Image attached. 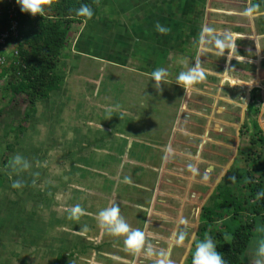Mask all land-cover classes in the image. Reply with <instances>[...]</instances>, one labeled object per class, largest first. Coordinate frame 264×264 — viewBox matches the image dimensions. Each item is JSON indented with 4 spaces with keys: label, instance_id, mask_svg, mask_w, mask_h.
Wrapping results in <instances>:
<instances>
[{
    "label": "rangeland",
    "instance_id": "rangeland-1",
    "mask_svg": "<svg viewBox=\"0 0 264 264\" xmlns=\"http://www.w3.org/2000/svg\"><path fill=\"white\" fill-rule=\"evenodd\" d=\"M104 1L102 0V3ZM121 1L125 3L126 0ZM106 2L119 3L118 0H106ZM101 14L97 22L98 47L108 52L106 41L111 42L112 49L119 52L114 53L118 56L117 58H120L122 64L111 68L112 73L107 68L97 67V62L84 59L87 53L80 45L77 46L78 42L75 39L85 40V36L89 33L93 34L92 27L74 25L70 30L72 47L73 50L76 49L82 53H79L80 56L72 52L62 55L59 71L64 74V79L59 91L51 93L46 100H40L35 106L33 115L31 114L32 117L26 122H23L22 115V111L27 110L25 101L22 103L20 99L18 102L15 100L9 102L10 94L5 90L4 85L0 84V111H4L0 115V264H53L61 248L63 249L59 258L65 257L64 246H68V242L74 239L73 234L71 235L67 225H63L64 228L56 222L66 212L65 209L78 204L76 202L78 198L87 200L83 207L86 208L87 215H92L95 219L92 224L85 226L88 228L85 237L95 242L97 240L102 245V251L97 258H94L95 260L93 259L95 264H156L157 254L161 250H168L167 247L161 249L159 244L161 238L157 230L151 231L145 238V248L151 245L153 249L151 257L143 250L132 254L131 251L125 250L124 237L112 236L99 226L95 218L97 214L113 203L118 204L120 215L130 228L144 231L147 213L143 208L146 207V203H143L140 197L149 196L150 193L145 192L146 189L151 192L153 183L160 184L159 181L166 184L163 185L165 188L159 189L160 185L156 186L154 192L161 196L163 191H167L170 187L169 180L172 183H180L178 178H181L191 182L192 192L184 193L183 196L185 200H191L189 204L198 218L203 207L213 204L214 200L211 197L222 175L221 169L218 168H222L225 162L227 165L230 162L232 171L236 169L237 172V170L246 171L249 165L246 162L247 159L244 160V155L247 157L250 151L247 148H249L251 137L238 134L236 141L225 143L219 138V134L215 133L207 139H201L203 129L199 127L197 119L192 123L193 129H186V138L180 139V142L170 140L166 147L161 144L162 147L157 150H154L152 138L143 142L146 140V132L140 129L143 122L138 111L131 112L134 104L130 100L135 103L136 97L141 100L149 99L155 94L154 92L157 97L160 94L157 93L158 88L156 87L155 90L146 79L148 74L145 67L139 72L136 70L138 64L133 63V60L137 51L122 42L124 34L120 32L122 25L119 24L120 21H124L127 27L133 26L137 19H141L142 13L131 9L115 14L110 11L101 12ZM111 14L115 16L112 17ZM108 16H111V25L108 24L111 30L107 31L118 36L121 42L114 40L112 35L107 36L108 33L106 36L101 33L102 26L106 27L105 21ZM186 16L189 18H184L185 21L192 19L193 13ZM213 18L211 16L210 20ZM137 22L140 24V21ZM202 26V21H198L196 27L198 32H194L202 31L204 28ZM210 26L215 27L216 23ZM140 32L141 35L147 34L142 27ZM151 46L152 50L154 45ZM207 47L211 48V45ZM140 54L142 57L149 56L141 51ZM125 56L127 60L134 58L132 64L121 59ZM119 60L116 59L115 62L119 63ZM176 65L175 60L171 61V66ZM96 70L97 74H94ZM129 70L137 72L140 80L130 76ZM122 83L126 84L123 88ZM141 85H144V88L148 87L150 94L146 93L144 88H140ZM108 86H115L112 99L105 96L109 94L104 92ZM123 93L130 95L125 102L121 101ZM256 93H253L249 104L251 101L254 104L259 102ZM229 99L227 102L232 100V95ZM111 100L117 103L114 106L119 105L123 110L130 108V113L126 111L129 115L122 119L117 112L112 113L111 118L117 119L118 131H114L115 135L112 137L110 134L105 138L106 146L103 149L108 151L114 149L111 153L105 154L102 148L97 150V134L101 136L97 129L103 131L105 125L112 120L108 119L110 117L105 111L106 107L112 106L108 103ZM254 107L252 106L251 109L253 110ZM252 119L254 117L252 118L251 115L246 116L245 128L250 124L253 125L254 121L250 122ZM119 121L121 124L118 123ZM161 122L166 127L165 120ZM18 127H21V134L16 133ZM261 129L264 130V127ZM163 132L165 133L163 130L156 136L160 137L159 135ZM229 144L233 149L230 154V150L227 149ZM17 154L30 162L31 167L28 170L17 171L7 167L8 161ZM232 157H235L233 161ZM243 160L246 163H243ZM190 166L196 169L195 173L190 170ZM83 168L86 170L80 171ZM144 174L147 176L143 177ZM125 177L130 178L131 183H124ZM16 179L23 181V187L20 189L11 187ZM27 206L29 209L23 214L22 207L25 209ZM31 207L41 225L36 224L34 230L28 233L17 232L21 225L24 229L27 223V226L32 225L28 220ZM149 208L152 209V206ZM224 213L228 214L227 209ZM40 216L42 221L39 219ZM18 221L21 224L18 225ZM45 224L46 227H43ZM37 228L39 230L36 232ZM255 241H251L250 248L244 255L246 264H254ZM110 245L112 247H107ZM177 249L179 251L181 248ZM171 252L176 253L175 249ZM77 258L78 256L75 257V255L72 258H65L62 264L69 262L80 264ZM171 263L175 264L176 261L172 260ZM182 263L183 261H178V264Z\"/></svg>",
    "mask_w": 264,
    "mask_h": 264
},
{
    "label": "clouds",
    "instance_id": "clouds-1",
    "mask_svg": "<svg viewBox=\"0 0 264 264\" xmlns=\"http://www.w3.org/2000/svg\"><path fill=\"white\" fill-rule=\"evenodd\" d=\"M251 1L255 3L250 4L248 7H246L244 11L240 13L241 15L246 17L251 16L256 13L259 7L264 9V0ZM50 2L51 0H17V4L19 5L21 12L27 13L31 16H43L45 12V7L49 5ZM193 7L195 9L197 8V6ZM185 10L186 9L182 10L181 13L183 19L182 21H184V18H186V15H188ZM74 12L77 17H85L91 19L93 16L92 9L84 3H82L79 8L74 9ZM195 17H197L196 19H198V21L201 20L202 23L205 20V13L201 7L194 14V18ZM222 20L227 23V20ZM222 20L221 22H223ZM180 23L181 21H179L175 32L173 28H165L164 26L157 23L156 30L160 33L155 35L156 39H154L155 36H152L150 34H146L145 36L143 35L142 37H137V35H133V41L138 40L141 43L138 47H135V51L138 50L137 54L140 53L139 50H141V53L149 54V56L147 57H142L144 59L142 62H138L136 59H134L135 57L128 60L126 56L121 57V59L129 61L131 62V64L132 60L134 59L133 63L138 64V66L142 67V69L144 68V66L147 67L145 69L148 74V77H146V79L148 80L149 84L153 85L155 90L156 87L159 86L162 87L163 90H168V92L166 90V92L162 94L163 96L159 95L157 97L156 92H154L155 94L151 95L149 99L138 100L136 97L135 103L130 100V102L134 104L131 108V112L138 111L139 115L141 116V122H143L142 127L140 128L144 132H146V140H143V142L147 141L149 138H152V142L154 141V150H157L159 147H162L161 144H163V147H166L169 144L170 140L177 142L180 139H185L186 129H193L194 126L192 125V123L196 120L187 118L189 115L197 113L199 117L211 115L214 116L215 119H222V121L217 124V126H211L215 119H209L207 122L204 119H197L199 121V127L203 129L201 139H207L210 135L217 133L220 136L219 138L221 140H224L225 143H227L228 141H236L238 134H240L242 136L251 137L250 144L248 146L249 148H247L250 149L248 155L251 153L252 150H255V152L261 151L258 149V147H260V144H257V146H253L252 141H257V138L264 139V130H262L259 126V119H256L258 113L261 112L260 107H262V105L264 104L263 101L256 102V105L252 101L249 104L248 101L246 103V110L248 108L249 110H247V113L243 114L244 117L242 119H236V117H231V112L226 111L229 105H224L227 101L226 98L228 90L233 91L231 83L223 84L219 82L221 76L222 78L226 76L229 79L233 80L234 86L235 78L234 76L230 75V72L232 71V68L237 66V63H239L238 61H240V58H243L244 56H247L249 54L239 48L240 45H243L244 42L248 39L243 37L244 34L242 32H237L239 30L237 26L238 23L234 19H232V21L230 22L231 24L227 23L228 25H225L223 27V31L218 30L219 22H215V27L210 26V24L204 25V28L202 26L203 29L199 33H196L198 32L196 28H192L190 29L194 33V38L192 39L189 36L190 32L187 28H182V33L179 34ZM82 25L86 26L87 28L92 27L88 23L81 24L78 26ZM2 28L4 27L1 26L0 30ZM105 28L106 27L102 26L103 31H106L107 28ZM233 29L235 30L231 31ZM166 32L172 33L169 35V38L176 37L175 46H173L172 43H168V41L166 43L167 46H163L161 43L158 42V39H161L162 35ZM68 37L69 40L66 47L62 50V55L66 54L67 52H72L74 55L80 56L79 53H82L81 51L78 50V52L76 51V49L73 50V40L70 39V33ZM84 38L86 40L87 36H85ZM97 39L99 41V38ZM75 40L76 42H78L77 46L80 45L79 41L81 44L84 41L82 39H80L79 41H77V39ZM22 41L23 40L21 38V33L19 31L17 40H8L6 41L4 47L0 48V59H3V62H0V84H3L5 90L10 94L8 99L9 102L11 100H15V102H18L20 101V99L22 100V103L23 101H25L27 110H23L22 115L23 122H26V120L32 117L34 113V110L33 112H31L28 109L29 104L27 96L24 94L12 95L8 89L10 82H12L13 86H16L18 84L17 81L13 82L12 74H10L9 71L12 66L20 65L18 47L19 44L22 43ZM151 45H154V48L152 50ZM207 45H211V48H208ZM241 48L243 49L242 46ZM87 50L84 51L87 53L86 56H84V59H90L94 62H97V67H99L100 69L107 68L109 72L112 73L111 68L119 67L120 65H122L120 63L121 60H119L120 58H117V55H114V53L110 55L106 54V52L103 49H100L98 45L97 49L95 48L91 50L89 49L88 51ZM164 56L166 57L164 58ZM116 59L119 60V63H117L118 61L115 62ZM173 60H175V63L177 64L176 66H171V61ZM214 60L219 62H216ZM122 62L125 61L122 60ZM170 66L171 69L169 68ZM96 72L97 70L94 71V74H97ZM119 72L120 71H118V73ZM132 72H134V70H129L128 74L131 76ZM61 75L62 77H64L63 73H61ZM207 78L215 79L214 84L198 88V84H200ZM122 81H124V79ZM147 89L148 87L144 88L146 93H149V89ZM104 92L109 93L108 95H105L106 98L109 97V99H112L113 90L110 86L106 87V90ZM128 96L130 95H128L127 93H123L121 101L125 102L126 100H128ZM118 99L119 96L117 97V100ZM163 100L166 101L164 103H161V101ZM252 100L254 101V98ZM39 101L40 100H38L36 104ZM223 102L224 104H222ZM108 103L112 105L105 108V111L110 117L108 119H111V115L113 112H117L121 119L129 115L130 108H128L127 110H123L120 108L119 105L114 106L117 103L112 100L108 101ZM207 106L209 108L207 114H205L204 109ZM252 106H255L253 110L251 109ZM126 111L129 113H127ZM3 112L4 111H2V113ZM223 112H226L224 116L222 115ZM253 113L255 114V117L254 119L250 120V122L254 121L253 125L250 124V126L245 128L244 120L246 119V116L249 117V115H251V117L253 118ZM26 114L29 115L28 119H24ZM181 117L185 121H181ZM162 120H165L166 127L164 126V123L161 122ZM167 121H169L170 123H168ZM241 122H243L242 125ZM108 124H110V121L105 125V129L103 131L101 129H97L98 133L99 131H101V135L104 134V139L107 138L110 134V137L115 135L114 131L111 128V130L108 128ZM209 128L215 133H212ZM163 130L165 131V133H161L159 135L160 137L156 136L159 132H162ZM166 130H168V132H166ZM218 146L220 145L218 144ZM227 147V149L230 150L229 154L232 153V145L229 144ZM102 150H104L106 152L105 154H107L111 153L114 149H111V151H108V149ZM234 158L235 157H232L231 160L233 161ZM246 159L247 158L244 155V160ZM244 160L242 161L243 163H245ZM224 164L225 165H223L222 168H218L221 169L222 175L215 187V192L211 197L214 200L213 204L209 207H203L198 218L194 214V209H192L189 204L191 200H185L186 198L183 196L184 193L192 192V190H190L192 189V185L190 184L191 182L190 180H184L181 178H178V180L181 181L180 183H172V181H169L168 184L171 183L170 187L167 188V191H163L164 193L161 196L159 193L155 194L154 191L156 190V186L160 185V189L165 188L163 185L166 184L165 182L159 181L160 184L153 183L151 192L150 190L146 189L145 192L150 193L149 196H147L146 198L140 197L142 202L146 203V207L143 208L147 213L144 222V231L140 229H131L127 222L120 215L119 205L115 203L102 209L95 218L99 226L102 229L106 230L107 233H109L110 235L116 237H124L123 243L125 246V250L131 251L132 254L133 252H140L143 250L145 251L146 255L151 257L153 255V249L151 245L145 248V238L149 236V233H151V231L155 232V230H157L161 238L159 240L161 249L167 247L168 250H161L157 254L158 259L156 261V264H172V260L176 261L177 264L178 261H183L182 264H189V259H192V264H226L224 256L221 252L218 251L217 244L214 241V238L209 234V232H206L202 237L198 235L201 228V216L204 213L205 208L213 209L214 213H223L225 215L223 216V221H226L229 218V209H227L228 214L224 213V210H226V208L220 210L224 198H222L221 193L218 192V187L220 186L224 177H226L228 174L234 182L236 181L235 172H232V168H230V162L229 165H227L226 162ZM7 167L15 169L17 171H23L28 170L31 167V164L22 155L17 154L14 155L8 161ZM150 170L153 171L152 168H150ZM190 170L193 173L196 172V169L191 166ZM144 176L147 175L144 174L143 177ZM123 182L131 183V180L130 178L125 177ZM11 187L15 189H20L21 187H23V181L20 179H16L12 182ZM256 198H264V190L258 191L256 193ZM194 199L195 198H193V200ZM149 206H152V209H150ZM65 211L68 213L69 219H79L81 216H87L93 219V216L87 215L88 213L86 212V210L82 208L79 204H76L71 208H67L65 209ZM214 223L215 226H221L220 221H215ZM59 225L64 227L63 225L66 224L59 223ZM145 226L147 227L145 228ZM256 231L258 233L264 232V226L258 225ZM24 232L26 233V231ZM70 233L71 235L73 234V238L80 237L84 239L87 245L86 250L84 252H81V250L80 252L78 251L79 253L74 251L76 252L74 254L75 257L78 256V262L80 264H93L95 260L94 258H97L99 252L102 251L101 242H97V240L95 242L91 239L86 238V234L83 231H79L77 233L75 231L70 230ZM107 247L110 248L112 247V245ZM177 248L181 249L178 251ZM172 249H175L176 253L171 252ZM253 253L254 264H264V236H260L256 239ZM67 256L68 253H66L65 257ZM60 264L62 263L60 262ZM66 264L71 263L69 262Z\"/></svg>",
    "mask_w": 264,
    "mask_h": 264
},
{
    "label": "trees",
    "instance_id": "trees-1",
    "mask_svg": "<svg viewBox=\"0 0 264 264\" xmlns=\"http://www.w3.org/2000/svg\"><path fill=\"white\" fill-rule=\"evenodd\" d=\"M5 3L6 0H0V9ZM82 3L87 4L92 9L93 16L91 19L77 17L75 15L74 9L79 8ZM101 3L102 0H51L50 4L45 7L43 16H31L21 12V10L19 11V31L23 40L18 47L20 65L12 66L9 71V73L12 74L13 82L17 81L18 84L13 86L12 82H10L8 89L12 95H26L29 104L28 109L31 112H33L38 100H46L51 93L58 91L61 86L64 77H62L59 71V63L62 50L66 47L69 40L68 36L71 26L76 24H91L96 18L98 21L102 15L99 13ZM114 14H111L112 17L115 16ZM110 18L111 16H108L107 21H105L107 23L105 26L109 31L111 30V27L108 26V24L111 25ZM119 24L122 25L120 32L124 34L122 42L127 43L131 48L138 47L141 43L138 40L133 41V35H137V37L143 36L140 32V24H138L137 21L136 24H132L133 34L125 33L126 24H124V21H120ZM111 35L114 40L121 42L118 36ZM136 53L135 59L138 62H142L144 59L141 55ZM136 68L137 71H140V69L142 70L140 66ZM146 68L147 67H145V69ZM137 74L138 73L134 71L131 73V76L139 80ZM125 86L126 84L123 85V87ZM110 87L112 90H115V86ZM1 114L2 111H0V115ZM28 117L29 115L26 114L24 119H28ZM111 119L108 128H111L113 131H118L117 119ZM118 123L121 124L120 121ZM21 132V127H18L16 133L21 134ZM101 133L102 132L99 131V134ZM252 142L253 146L260 144L258 149L261 151L255 152V150H252L246 157V162L249 163L250 166L248 165L246 171L237 170L236 172V169L233 170L232 172H235L236 182H234L228 174L218 187V192H220L222 198H224L220 210L223 208L229 209V218L223 221V216L225 215L221 212L214 213L211 208H205L201 216V228L198 235L202 237L206 232H209L217 244L218 251L224 256L226 264L246 263L244 255L250 248L249 244L251 241L256 240V238L264 236V232L258 233L256 231L258 225L264 226V198H256V193L264 190V139L257 138V141ZM96 144L97 150L103 149V147L106 146L103 135L98 136L97 134ZM74 169V171H76V168ZM82 170L84 172L86 169H80V171ZM47 199L49 200V198ZM76 200L82 208L86 209L83 206L87 203V200L79 198ZM45 204L47 203L44 202V205ZM28 209V206L25 207V209L22 207L23 214H25V211ZM30 210L31 214L28 216V220L32 225L27 226V223V228L25 227V229L22 227L23 225H21L17 232H30L34 230L36 224L39 223V225H41L38 221V216L32 212V207ZM31 217L32 220L30 221ZM39 219L42 221L41 216ZM94 220V218L92 219L87 216H81L79 219H69L68 213L65 212L56 223H65L70 230L75 232L83 231L87 234L88 228L85 226L92 224ZM215 221H220L221 226H215ZM19 223L20 221H18V225ZM46 224L50 225V223ZM46 224L43 227H46ZM38 230V228L35 229L36 232ZM86 247L87 245L84 239L75 237L71 242H68V246H64V252L68 253V256H63L62 259L59 258L61 250L63 249L61 248L53 264H60V262L64 263L65 258H72V256L76 252H80V250L84 252ZM189 264H192V259H189Z\"/></svg>",
    "mask_w": 264,
    "mask_h": 264
},
{
    "label": "crops",
    "instance_id": "crops-1",
    "mask_svg": "<svg viewBox=\"0 0 264 264\" xmlns=\"http://www.w3.org/2000/svg\"><path fill=\"white\" fill-rule=\"evenodd\" d=\"M118 1V4H113L108 3L105 0L102 3L101 8L99 9V13H105V11L118 13L131 9H136V11L139 10L141 11L142 15L141 19H137V21H140L142 29H144L147 34H150L152 36L160 33L156 30L157 23L164 26L165 28H173L175 32L179 21H181V23L179 24V34L182 33V28H187L190 32V38H194V33L190 29L196 28L197 26L198 19L194 18V14L199 10L200 7L204 10L205 13L203 26L209 25V23L213 24L214 22H219L218 30L223 31V27L225 25H228L227 23H230L232 19H234L238 23V31L242 32L244 34L243 37L248 39L244 42L243 45H240L239 48L249 54L247 56H244L243 58H240L237 66L232 68V71L230 72V75L234 76L235 78L234 86L232 79H229L226 76L224 78H222V76L220 77L219 82L223 84L231 83L233 90H228L226 98V100H230L229 97L232 95V100L229 102L226 101L225 104L223 102L222 104L229 105L226 111L231 112V117L242 119L244 117L243 114L247 113V110H249V108L246 110V103L250 98H252L254 92H258V94L256 93L259 98L258 100L260 102L263 101L264 103V9L259 7L256 13L247 17L240 14L246 7H248L250 4H254L255 2H252L251 0H126L125 3H122L121 0ZM193 6H197V8L195 9ZM184 9H186L185 12L187 14L193 13L192 19L182 21L183 19L181 13ZM211 16L214 17L213 20H210ZM131 18L134 22V17L132 16ZM222 19L227 20V23ZM221 20L223 22H221ZM97 22L98 21L96 18L95 21L90 24L92 26L91 30L93 34L89 33L86 40H84L82 44L79 41L80 47L84 50H87L89 48L90 50L95 48L97 49ZM125 27L126 34H133V26L127 28V26L125 25ZM102 33L103 35L105 34L104 36H106L107 33V36L110 37L111 35V32H108L107 29ZM170 34L172 33H164L162 35V38L158 39V42L164 46L168 41V43H172V45L175 46L176 37L169 38ZM92 35L93 37H91ZM106 46L108 49V52H106V54L110 55L116 52L114 49H112L111 42L106 41ZM241 46L243 47V49L241 48ZM114 55L116 54L114 53ZM165 57L166 56H164V58ZM214 80L215 79L207 78L206 80L198 84V88L214 84ZM140 88L143 89L144 86L141 85ZM157 88L159 90L157 93L162 95L164 93L162 87L159 86ZM208 108V106L205 107V114H207ZM260 110L261 112L258 113L256 119H259V126L262 128L264 127V104L262 105V107H260ZM225 113L226 112H223L222 115L224 116ZM253 115V117H255L254 113ZM187 119H204L207 122L209 119H215V117L211 115L199 117L197 113H195L189 115ZM180 120L185 121L182 117L180 118ZM221 121L222 119H215L211 126H217V124H219ZM210 131L212 133H215L211 129Z\"/></svg>",
    "mask_w": 264,
    "mask_h": 264
},
{
    "label": "built area",
    "instance_id": "built-area-1",
    "mask_svg": "<svg viewBox=\"0 0 264 264\" xmlns=\"http://www.w3.org/2000/svg\"><path fill=\"white\" fill-rule=\"evenodd\" d=\"M19 11L20 7L17 0H6V3L1 7L0 27L3 26L4 28L0 30V48L4 47L6 41L18 39ZM0 62H3V59H0Z\"/></svg>",
    "mask_w": 264,
    "mask_h": 264
}]
</instances>
